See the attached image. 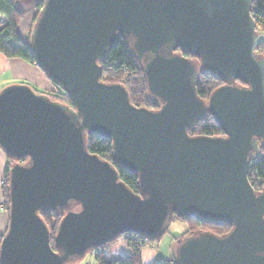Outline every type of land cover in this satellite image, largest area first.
Masks as SVG:
<instances>
[{"label": "water", "instance_id": "95a60500", "mask_svg": "<svg viewBox=\"0 0 264 264\" xmlns=\"http://www.w3.org/2000/svg\"><path fill=\"white\" fill-rule=\"evenodd\" d=\"M252 3L43 0L31 54L71 104L28 82L0 89V148L15 159L0 264H69L131 232L156 241L174 214L232 226L176 241L177 264H264V188L248 177L264 140V33ZM121 37L133 44L155 107L101 80L99 60ZM203 70L224 82L208 100L197 92ZM208 113L225 134L191 135ZM88 133L112 140V160L89 151ZM115 163L137 174L138 192ZM42 209L65 211L56 249Z\"/></svg>", "mask_w": 264, "mask_h": 264}, {"label": "trees", "instance_id": "16d2710c", "mask_svg": "<svg viewBox=\"0 0 264 264\" xmlns=\"http://www.w3.org/2000/svg\"><path fill=\"white\" fill-rule=\"evenodd\" d=\"M43 0H38L36 8L37 13L42 6ZM252 15L256 22V29L264 33V0H253ZM24 16V8L18 0H0V51L8 57H21L25 60L36 64L33 55L31 54L29 46V33L27 37L23 38L18 30V25ZM257 53L264 56V44L257 47ZM102 68L101 80L106 82L122 83L129 91L131 101L140 106L148 108L155 107L153 99L148 90L147 79L142 69L141 61L138 59L131 40L120 38L119 43L112 48V50L99 60ZM224 82L205 70L199 73L197 82V92L205 100H208L210 94L215 88L222 85ZM31 84V83H30ZM52 90H39L32 85L35 90L48 93L52 98L71 104L69 95L54 84ZM191 135H224L225 131L217 122L212 113H208L201 119L194 127L189 129ZM87 147L90 152L97 153L101 157L112 160V140L98 136L95 133H88ZM259 151L253 153L251 164L249 167L248 177L256 190L264 188V140L259 141ZM28 158L22 157L19 161L24 162ZM7 167L3 176V196L4 208L7 211V224L9 221V167L15 162L11 156L7 155ZM120 177L128 184L134 191H139L138 176L136 173L128 171L115 163ZM40 214L46 221L50 229L51 243L56 249L55 233L57 226L63 218L65 211L62 209L54 210H40ZM181 219L177 215H173L171 223L174 220ZM182 220V219H181ZM189 223L187 231L181 235L176 236L175 241H179L185 235L190 233H197L203 230H210L217 234H223L231 229V225H219L202 222L198 219L186 220ZM169 229L166 231L168 232ZM165 232V233H166ZM164 233V234H165ZM163 234V235H164ZM162 235V236H163ZM125 237L130 250L127 253H122L115 250H107L110 245L115 242L104 243L98 247L92 248L94 252L95 264H142L141 249L146 244H151L160 241L162 236L156 241H151L140 237L136 233H125ZM2 233L0 234V242ZM175 258L164 260L160 263L154 264H177ZM174 262V263H173Z\"/></svg>", "mask_w": 264, "mask_h": 264}, {"label": "crops", "instance_id": "0c3cea01", "mask_svg": "<svg viewBox=\"0 0 264 264\" xmlns=\"http://www.w3.org/2000/svg\"><path fill=\"white\" fill-rule=\"evenodd\" d=\"M24 8V15L27 20L36 12V5L38 0H18ZM24 18V17H23ZM22 18V19H23ZM22 21V20H21ZM20 21V22H21ZM21 23L18 25V30L23 38V28ZM12 82H28L42 90H52L54 85L48 79L46 74L36 65L21 57H8L0 51V89ZM7 155L0 148V234L4 232L7 224V211L4 208L3 196V176L7 167ZM175 242L171 245L168 254L161 250V242L158 244H146L141 249V262L142 264L160 263L164 260L174 258ZM127 253L130 247L124 236L116 239L107 249ZM95 264V263H93Z\"/></svg>", "mask_w": 264, "mask_h": 264}, {"label": "rangeland", "instance_id": "374dc122", "mask_svg": "<svg viewBox=\"0 0 264 264\" xmlns=\"http://www.w3.org/2000/svg\"><path fill=\"white\" fill-rule=\"evenodd\" d=\"M24 13H25V11H24ZM36 13H37V8H36V12L34 11V13L30 16V18L28 20H27V16H25V15L23 16L24 18L22 19V21L20 23L22 24L21 28H23L24 37H27V35L29 33L30 26L34 21V17L36 15ZM38 89L40 90V88H38ZM188 228H189V223L186 220H181V219L174 220L170 224L169 231L166 232L162 236L161 240L156 241V242L151 243V244H158L159 242H161V247H160L161 250L164 253L168 254V251L170 250L171 245L176 240V236L185 233ZM93 263H95L94 252H93V250L90 249L84 254V256L75 259L74 261H72L69 264H93ZM175 263H177V262L175 261Z\"/></svg>", "mask_w": 264, "mask_h": 264}, {"label": "flooded vegetation", "instance_id": "af4514ba", "mask_svg": "<svg viewBox=\"0 0 264 264\" xmlns=\"http://www.w3.org/2000/svg\"><path fill=\"white\" fill-rule=\"evenodd\" d=\"M176 51H177V52H182L180 48H178ZM187 55H188V54H187ZM191 57H192V56H191ZM192 58L197 59V57H192Z\"/></svg>", "mask_w": 264, "mask_h": 264}, {"label": "built area", "instance_id": "2783aa9c", "mask_svg": "<svg viewBox=\"0 0 264 264\" xmlns=\"http://www.w3.org/2000/svg\"><path fill=\"white\" fill-rule=\"evenodd\" d=\"M0 245H1V242H0Z\"/></svg>", "mask_w": 264, "mask_h": 264}]
</instances>
